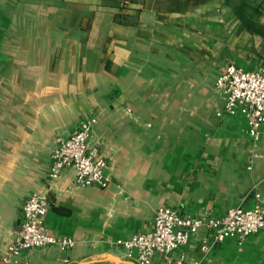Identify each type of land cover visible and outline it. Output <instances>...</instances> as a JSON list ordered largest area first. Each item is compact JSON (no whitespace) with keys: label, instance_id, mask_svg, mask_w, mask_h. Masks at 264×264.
<instances>
[{"label":"crops","instance_id":"obj_1","mask_svg":"<svg viewBox=\"0 0 264 264\" xmlns=\"http://www.w3.org/2000/svg\"><path fill=\"white\" fill-rule=\"evenodd\" d=\"M230 63L264 71V0H0V264H134L116 241L152 230L161 205L264 204V123L255 138L216 88ZM92 116L108 185L67 168L48 192L46 228L74 246L7 262L53 146ZM209 233L152 264H264V230L205 252Z\"/></svg>","mask_w":264,"mask_h":264},{"label":"built area","instance_id":"obj_2","mask_svg":"<svg viewBox=\"0 0 264 264\" xmlns=\"http://www.w3.org/2000/svg\"><path fill=\"white\" fill-rule=\"evenodd\" d=\"M216 88L224 95L225 112L245 114L249 132L256 138L264 123V71L227 64L216 78ZM97 121L96 116L82 120L72 134L59 139L53 146L51 167L45 178L46 190L32 192L23 203L21 228L8 245L7 262L12 256L31 248L57 245L69 249L74 246L73 238L55 236L46 228L45 217L50 208L48 192L67 168L75 170L78 185H108L107 160L100 152V141H91ZM202 227L210 232L209 240L201 246L205 252L230 237L243 243L249 235L264 230V204L232 206L219 217L209 214L184 216L170 206L161 205L156 210L152 230L119 238L116 243L123 246L128 259L138 264H152L156 254L169 257L175 250L186 246Z\"/></svg>","mask_w":264,"mask_h":264},{"label":"water","instance_id":"obj_3","mask_svg":"<svg viewBox=\"0 0 264 264\" xmlns=\"http://www.w3.org/2000/svg\"><path fill=\"white\" fill-rule=\"evenodd\" d=\"M109 259L116 261L118 264H122L125 262V260H122L120 257H115V256H111L109 257ZM88 262L89 261H83V262H78V263H73V264H86ZM69 264H72V263H69ZM134 264H137V263L134 262Z\"/></svg>","mask_w":264,"mask_h":264}]
</instances>
